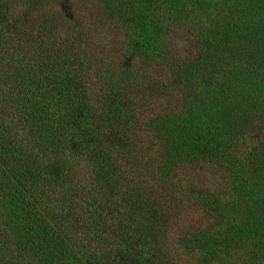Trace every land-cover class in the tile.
Returning a JSON list of instances; mask_svg holds the SVG:
<instances>
[{"label": "trees", "instance_id": "trees-1", "mask_svg": "<svg viewBox=\"0 0 264 264\" xmlns=\"http://www.w3.org/2000/svg\"><path fill=\"white\" fill-rule=\"evenodd\" d=\"M96 1L112 47L72 0H0V264H177L174 225L192 264H264V25Z\"/></svg>", "mask_w": 264, "mask_h": 264}, {"label": "rangeland", "instance_id": "rangeland-1", "mask_svg": "<svg viewBox=\"0 0 264 264\" xmlns=\"http://www.w3.org/2000/svg\"><path fill=\"white\" fill-rule=\"evenodd\" d=\"M71 7L80 14V17L89 24L99 27L102 43L110 47L114 46L120 40V34L118 32H111L108 30L111 24L110 22L101 20L98 15V3L96 0H72ZM189 5H186L187 10ZM186 13V12H185ZM185 16L189 17L191 24H197L202 30V34L209 29H215L218 31V37L227 41H243L242 36L246 37L252 30V34L247 41H258V37L255 35V30L264 25V0H199L198 4H194L191 12ZM166 22L163 23L165 25ZM162 25V23H161ZM227 27V28H226ZM229 29L236 30L241 36L237 37L234 32H230ZM192 38V36L190 37ZM188 39V38H187ZM206 40L209 39L206 37ZM261 54H264V48L257 50L256 52L250 48L244 53L242 57V63H247L248 69L254 68V75L257 78V74L261 75L264 71L258 69L256 63L259 62ZM256 73V74H255ZM185 222L193 219L191 214L183 216ZM178 225H174L167 231L166 243L167 248L177 264H192V256L187 255L177 244ZM245 255L235 254L234 264H240L244 261ZM247 264L252 262L251 255L246 256Z\"/></svg>", "mask_w": 264, "mask_h": 264}]
</instances>
